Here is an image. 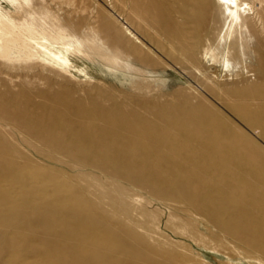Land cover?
Returning <instances> with one entry per match:
<instances>
[{"label":"rangeland","instance_id":"rangeland-1","mask_svg":"<svg viewBox=\"0 0 264 264\" xmlns=\"http://www.w3.org/2000/svg\"><path fill=\"white\" fill-rule=\"evenodd\" d=\"M243 1L0 0V264H264V0Z\"/></svg>","mask_w":264,"mask_h":264},{"label":"bare ground","instance_id":"bare-ground-1","mask_svg":"<svg viewBox=\"0 0 264 264\" xmlns=\"http://www.w3.org/2000/svg\"><path fill=\"white\" fill-rule=\"evenodd\" d=\"M218 3L221 5V6H223V7H225V9L228 11V14H229V16L231 17V18H233L234 20H238L239 19V17L241 16V14L242 13H244V11L245 10H249L250 9V6H249V4L248 3H246V2H244L243 0H218ZM6 30H8L7 32H6ZM5 31V32H4ZM11 31H13V32H18L19 30H18V28L16 27V25H15V23H14V21L11 19V18H9L7 15H5V13L3 12V10L0 8V36H1V38H2V35L3 36H5L7 33H10ZM10 41L9 40H6V43H9ZM3 43V42H2ZM36 45H37V47L41 50V51H43V52H45L49 57H51L52 59H54V60H56L57 62H59V63H61V64H63V65H67L68 64V61H67V59H65L64 57H62V55H61V53H58V52H51L49 49H47V47H44L43 45H38V43H35ZM131 127L133 128H135L136 130H138L139 128L137 127V126H135V124L134 125H132L131 124ZM133 128V129H134ZM135 130V131H136ZM140 132V131H139ZM94 133V132H93ZM217 134V133H216ZM220 135V134H219ZM170 136V135H169ZM218 138H221L220 136H217ZM138 138V137H137ZM142 138V137H141ZM140 138V139H141ZM175 138V137H174ZM173 138V139H174ZM177 138V137H176ZM224 139V138H223ZM223 139L222 140H220V141H223ZM136 140H138V141H140L139 139H136ZM135 140V141H136ZM142 140H144V143L146 142V143H148L149 141H151V140H149V141H147V140H145V139H142ZM141 140V141H142ZM165 140V139H164ZM177 140V139H176ZM199 140V139H198ZM137 141V143H139V144H141L140 142H138ZM205 142V141H204ZM143 143V141H142V144H141V146L144 144ZM144 144L145 146L147 145V144ZM69 144V143H68ZM148 144H150V143H148ZM204 144H206V142L205 143H202V144H200L201 145V149H200V151L201 150H203L202 151V153L204 154V155H206V157L204 158L206 161L208 160L210 163H213V162H215V160L216 159H213L212 157V155H215V151L214 152H211L210 150H208V147L206 146V145H204ZM203 146H206V147H204V149H203ZM143 147V146H142ZM146 148H148V147H146ZM199 149V148H198ZM180 152H182V149H180L179 150ZM199 151V150H198ZM199 151V152H200ZM140 153V152H139ZM127 154V153H126ZM141 154V153H140ZM196 154V153H195ZM220 154V153H219ZM106 155V154H105ZM108 155V154H107ZM200 155V154H199ZM114 156V155H113ZM187 156V155H186ZM192 156V155H191ZM190 156V158H188V159H185V157L184 158H181V161L182 162H184V163H191L192 161H197L198 162V158H196V157H191ZM201 156V155H200ZM188 157V156H187ZM186 157V158H187ZM198 157V156H197ZM217 157V156H216ZM154 158V157H153ZM156 158V157H155ZM200 158V157H199ZM113 159V158H112ZM148 159V158H147ZM152 159V158H151ZM160 159V158H159ZM158 159V161H160ZM203 159V160H204ZM157 160V159H156ZM200 160H201V158H200ZM107 161V160H106ZM128 161H129V159H128ZM144 161V160H143ZM149 161H151V160H149ZM200 162V161H199ZM233 161H231V162H229V164L227 165L228 167H229V169L230 168H232L233 169V167H231V163H232ZM161 163H163L162 161H161ZM127 166V165H126ZM240 166V165H239ZM122 168V167H121ZM132 169V168H131ZM236 169V168H235ZM235 169H233L234 171H235ZM242 169V168H241ZM134 170V169H133ZM141 170V169H140ZM223 170H224V168L223 169H221V171L223 172ZM227 170V169H226ZM237 170V169H236ZM0 171H2L3 172V170H0ZM238 171V170H237ZM241 171H243V170H241ZM5 172V171H4ZM139 172V171H138ZM1 174V173H0ZM223 174V173H222ZM6 176V175H5ZM222 178H223V176H222ZM252 181V180H251ZM205 183V182H204ZM213 183V182H212ZM253 185H254V183H252L251 182V187H250V189H249V196H248V200H247V202H246V204H247V206L249 205V202H250V200H251V202H250V206L249 207H251L250 209L252 210L251 212L253 213V212H256V211H253L254 209H252V206H251V204L252 203H254L255 204V201H260L261 203H264V192H262V193H260L259 195H253L254 197H252V193L254 192L253 191ZM235 186H237V184L235 185ZM235 186H232V191L235 189L234 187ZM2 190V192H3V189H1ZM0 190V191H1ZM251 190V191H250ZM7 191V190H6ZM5 191V193H7ZM4 194V193H3ZM8 194V193H7ZM40 195V194H39ZM8 196V195H7ZM6 196V197H7ZM1 197H2V194H1ZM249 197H251V198H249ZM11 199V198H10ZM250 199V200H249ZM254 206V205H253ZM249 207H246L247 209H245L244 210V213L243 212H240V213H242L243 215L242 216H246L247 215V212H248V210L250 211V209H249ZM214 208V207H213ZM256 214V213H255ZM248 216V215H247ZM53 217V216H52ZM55 217V216H54ZM53 217V218H54ZM52 218V219H53ZM57 218V217H56ZM248 218H249V216H248ZM217 219H218V217H217ZM250 219V218H249ZM248 219V220H249ZM50 220V219H49ZM55 220V219H54ZM61 220V219H60ZM91 220V219H90ZM74 221H76V220H74ZM246 221V220H245ZM59 222V221H58ZM58 224V223H57ZM86 224V223H85ZM65 225V224H64ZM69 225H70V223H69ZM68 225V226H69ZM69 227H71V226H69ZM92 231V230H91ZM232 231V230H231ZM88 232H89V230L87 229V228H84V229H82V232H81V230L80 231H78V232H71L70 230H69V228L67 229V233L69 234V236L70 237H72V238H80V237H85V238H87L88 236L86 235V234H88ZM97 232V231H96ZM66 233V234H67ZM95 233V232H94ZM86 235V236H83V235ZM96 234V233H95ZM108 234V233H107ZM232 234H233V231H232ZM100 235V234H99ZM80 236V237H79ZM92 236V235H91ZM91 236H89V238L91 237ZM111 236V235H110ZM98 238H99V236H97ZM92 238V237H91ZM50 239V238H49ZM97 239V238H96ZM87 240H89L88 238H87ZM91 240V239H90ZM89 240V241H90ZM107 241V240H106ZM52 244V243H51ZM117 245V244H116ZM56 246V245H55ZM84 247H86V246H84ZM90 248V247H89ZM63 249V248H62ZM87 249V248H86ZM109 248H107V250H108ZM44 250H45V248H44ZM82 250H83V248H82ZM88 250V249H87ZM46 252H47V254H48V256H50V254H52L53 252H50V250H48V249H46L45 250ZM79 251V250H78ZM101 252V251H100ZM118 252V251H117ZM86 255V254H85ZM54 257V256H53ZM82 257V256H81ZM55 258V257H54ZM101 258V257H100ZM73 259H74V256H73ZM50 260L51 259H49V262H50ZM53 260V259H52ZM80 260H81V258H80ZM54 261H56L55 259H54ZM53 261V262H54ZM70 261V260H69ZM77 262V261H76ZM75 262V263H76ZM27 263V262H26ZM56 263V262H55ZM81 263V262H80ZM38 264V263H37Z\"/></svg>","mask_w":264,"mask_h":264}]
</instances>
